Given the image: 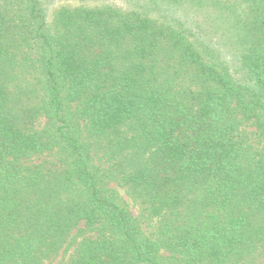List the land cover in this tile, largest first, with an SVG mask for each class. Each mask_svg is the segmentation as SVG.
<instances>
[{"label":"trees","instance_id":"1","mask_svg":"<svg viewBox=\"0 0 264 264\" xmlns=\"http://www.w3.org/2000/svg\"><path fill=\"white\" fill-rule=\"evenodd\" d=\"M72 247L264 264V0H0V264Z\"/></svg>","mask_w":264,"mask_h":264},{"label":"rangeland","instance_id":"2","mask_svg":"<svg viewBox=\"0 0 264 264\" xmlns=\"http://www.w3.org/2000/svg\"><path fill=\"white\" fill-rule=\"evenodd\" d=\"M78 5L77 2H64V1H57L56 3H54L50 9L51 11L56 10L62 6H75ZM124 199H126L128 202H130L132 204V201L124 194L123 195ZM132 212L134 213V215H138V209L137 208H132ZM73 252V247L62 252L61 255L55 260V262L53 264H66L68 262V260L70 259L71 255Z\"/></svg>","mask_w":264,"mask_h":264}]
</instances>
